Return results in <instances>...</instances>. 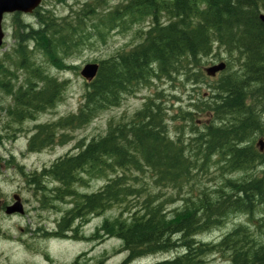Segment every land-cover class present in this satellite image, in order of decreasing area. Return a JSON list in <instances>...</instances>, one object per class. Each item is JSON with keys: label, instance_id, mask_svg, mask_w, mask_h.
Wrapping results in <instances>:
<instances>
[{"label": "trees", "instance_id": "1", "mask_svg": "<svg viewBox=\"0 0 264 264\" xmlns=\"http://www.w3.org/2000/svg\"><path fill=\"white\" fill-rule=\"evenodd\" d=\"M259 2L129 0L118 10L103 13L90 26L88 19L97 15L101 4L94 1L86 3L74 17L60 19L54 15L51 21L27 31L20 26L25 31L18 35L15 54L17 68L25 71V81L15 93L10 112L23 121L55 106L66 85L36 62L29 42L44 54L46 62L63 68L72 50L94 31L102 36L126 15L132 16V21L151 18L143 42L100 61L96 77L86 82L87 90L76 113L35 127L28 146L32 152L63 142L66 136L60 130L85 126L100 111L118 105L123 94L155 78L173 81L184 76L198 81L202 59L213 53L215 44L243 62L236 69L227 63L211 85L209 101L203 106L206 122L202 129L191 132L189 140L174 139L169 133V110L159 92L128 121L111 123L104 135L79 142L77 152L26 174L28 183L37 190L46 191L49 181L56 184L43 204L66 198L72 201L51 235L73 237L76 221L88 222L92 215L119 205L123 213L106 218L92 239L121 240L127 253L121 264L176 249L180 253L173 259L156 264H201L208 255L217 253H227L230 264H264V240L258 238V232L264 233L260 230L264 227V150L258 145L264 139V22L259 18ZM160 11L169 16L168 22ZM0 75L3 80L15 77L8 67L0 69ZM0 87L7 93L12 89L9 83H0ZM184 114L186 118L193 115ZM211 164H219L222 173L243 175H230L215 191L200 190L196 198L186 197L183 208L169 212L166 200L154 189L185 185ZM139 173H150L153 186L135 176ZM109 175L95 192L82 193L76 187ZM235 213L258 214L259 225L238 224L218 242L197 238Z\"/></svg>", "mask_w": 264, "mask_h": 264}, {"label": "rangeland", "instance_id": "2", "mask_svg": "<svg viewBox=\"0 0 264 264\" xmlns=\"http://www.w3.org/2000/svg\"><path fill=\"white\" fill-rule=\"evenodd\" d=\"M60 1L54 0L53 7L54 15L60 19L74 17L76 12L84 8L88 2L101 3L97 9V15L88 19V25L91 26L101 19L100 15L110 10L115 11L125 0ZM259 8L260 12L264 13V0H260ZM162 19L165 22L169 21L165 17ZM132 20L131 17L121 19L112 29H105L102 36L98 31H94L92 37L82 43L79 42L78 46L72 50V53L65 59L67 66L63 68H57L46 62L44 54L36 51L34 44L29 42L28 48L35 52L33 55L36 62L44 64L47 71L59 80L66 81L62 96L55 106L36 114L34 118L29 117L23 121H16L15 116L9 112L10 107H14V103H11L9 94L0 88V134L2 135H0V199L10 202L14 200V194H20V196L21 193L28 194L27 197L21 196L25 208L23 214H0V264H121L127 254L122 249L121 240L116 237H107L98 241L93 240L92 236L106 218L114 219L120 216L123 213L122 207L114 205L102 213L92 215L88 222L76 221V231L73 237L53 236L51 232L56 230L58 221L72 206V201L66 198L64 201L53 200L47 205L43 204V200L47 201V198L44 199L45 195L50 197V189H53L56 184L49 181L46 191L37 190L28 183L26 174L39 172L59 157L77 152L79 142H88L92 138L104 135L111 123L128 121L135 112L143 108L148 98L156 96L159 92L169 110V133L174 139L181 137L189 140L191 132L202 129L206 122L207 113L203 111V106L206 107L204 103L209 101L208 94L212 91L211 85L221 74L211 77L205 69L223 61L230 63L232 68L241 67V62L239 63L235 57H232L226 48L215 44L213 53L202 59L198 69L200 71L197 70L199 72L198 81L191 82L184 76H176L175 81L155 78L150 83L139 85L136 91L123 94L118 105L100 111L85 126L60 130V133H65L66 136L63 142L58 141L39 152L29 151V140L37 125L58 121L79 110L87 90L86 80L81 75V70L87 63L111 58L124 52L122 50H129L143 42L150 28L151 18ZM23 21L33 24V28L38 27L35 20L24 19ZM19 22L26 24L13 19L3 24L5 37L0 50V64L10 68L15 74V77H12L14 79L11 80L12 83L23 85L25 71L17 68L18 56L15 54L18 35L25 31L20 30ZM184 112H192V118H186ZM261 137L264 138L263 135ZM230 175L236 178L243 174L222 173L219 164H211L186 181L185 185L178 188L156 187L154 191L161 193L162 199L166 200L164 202L169 212H172L186 205V197L196 198L200 190L215 191ZM111 176L96 177L91 179L88 185H77L76 187L82 193L95 192ZM135 176L153 186L150 173H139ZM124 217H127V213H124ZM260 218L258 214L256 217L242 213L231 214L222 224L201 233L197 238L206 242H218L238 224L259 225L257 222ZM252 229L257 228L252 226ZM260 230L264 231V227ZM258 238L264 240V233L258 232ZM177 253H180V249L141 257L130 264H156L162 260L173 259ZM228 256L227 253L210 254L201 264H230Z\"/></svg>", "mask_w": 264, "mask_h": 264}, {"label": "flooded vegetation", "instance_id": "3", "mask_svg": "<svg viewBox=\"0 0 264 264\" xmlns=\"http://www.w3.org/2000/svg\"><path fill=\"white\" fill-rule=\"evenodd\" d=\"M0 2H1V0H0ZM60 2H62V0ZM128 2H129V0H125L123 3H128ZM122 4H120L118 7L121 8L123 6ZM53 7H54V0H38L35 7L30 11L26 12V11L16 10V11H11V12H3V9H2L1 4H0V15L2 14V19H1L2 29L4 30V28H3L4 22L8 21L9 19H13L14 21H21V22H24L23 21L24 19H32V20H35V22L37 23V26H40V24L42 22H46L49 20L51 21L53 19V17H54ZM162 16L165 18H169V16L167 14H164V13L162 14ZM126 17H132V16H129V15L124 16V18H126ZM24 23H26V22H24ZM19 25L24 26L26 30L27 29L30 30L31 28L34 27V25L30 24V23L21 24L19 22ZM37 28H35V29H37ZM131 49H129V50H131ZM129 50H122V51H129ZM5 67L6 66L0 64V69L5 70ZM11 80H14V79L11 78L10 80H5V79L3 80L1 75H0V83H2V84L3 83H6V84L9 83V86H11V88H12L8 94L11 97V103H14V106H15V98H16L15 93L21 89V85L16 84V83L14 84V83H12ZM10 111L11 110L9 109V112ZM15 113L19 114L20 111L16 110ZM11 114L14 115L13 113H11ZM16 121H22V120H18V118H17ZM29 144H30V142H29ZM13 198H14V196H13ZM0 201H1L0 202V208H1L0 214L4 213L5 210L7 209V207L9 205H11L12 203H14V200H12L10 202H4L3 200L0 199ZM21 201H22V203H24L22 197H21Z\"/></svg>", "mask_w": 264, "mask_h": 264}, {"label": "water", "instance_id": "4", "mask_svg": "<svg viewBox=\"0 0 264 264\" xmlns=\"http://www.w3.org/2000/svg\"><path fill=\"white\" fill-rule=\"evenodd\" d=\"M38 0H1L0 4L3 9V12H11V11H30L32 10ZM2 14L0 15V47L3 44L4 32L2 29ZM260 19L264 22V13L260 14ZM226 68L225 62H220L218 64H214L210 67H207L205 70L209 76H215L218 72L223 71ZM99 70V64L96 62L87 63L83 69L81 70V75L87 80H93ZM258 145L261 150H264V140L260 139L258 141ZM15 202L9 205L5 211L6 214L11 215L15 213L23 214L25 212L24 206L21 201V197L19 195H15ZM1 210V208H0Z\"/></svg>", "mask_w": 264, "mask_h": 264}, {"label": "bare ground", "instance_id": "5", "mask_svg": "<svg viewBox=\"0 0 264 264\" xmlns=\"http://www.w3.org/2000/svg\"><path fill=\"white\" fill-rule=\"evenodd\" d=\"M262 2H263V1H262ZM261 4H262V3H261ZM151 6H152V5H151ZM260 7H261V6H260ZM259 9H260V8H259ZM260 11H261V10H260ZM160 13L162 14L161 11H160ZM161 14H160V15H161ZM170 16H171V15H170ZM180 16H181V15H180ZM172 19H173V18H172ZM172 19H171V20H172ZM174 19H175V18H174ZM174 19H173V20H174ZM174 21H175V20H174ZM233 25H234V24H233ZM25 30H26V29H25ZM27 30H28V29H27ZM27 30H26V31H27ZM221 36H222V35H221ZM216 39H217V38H216ZM244 39H245V38H244ZM219 41H220V40H219ZM145 42H146V41H145ZM233 50H234V49H233ZM248 50H249V49H248ZM234 52H235V51H234ZM243 52H244V51H243ZM245 52H246V51H245ZM246 53H247V52H246ZM231 54H232V53H231ZM235 57H236V56H235ZM241 57H242V56H241ZM241 60H242V59H241ZM240 62H241V61H240ZM240 62H239V63H240ZM242 63H243V62H241V64H242ZM233 64H234V62H233ZM239 68H240V67H239ZM177 80H178V79H177ZM177 80H176V81H177ZM174 81H175V80H174ZM191 82H192V81H191ZM197 85H198V84H197ZM195 87H196V86H195ZM254 90H255V89H254ZM257 91H258V90H257ZM259 104H260V103H259ZM42 107H43V106H42ZM42 107H41V108H42ZM44 108H45V107H43V109H44ZM33 110H34V109H33ZM39 110H40V108H39ZM36 111H37V110H36ZM29 115H30V114H29ZM251 120H252V119H251ZM240 121H241V120H240ZM245 123H247V122H245ZM238 127H239V126H238ZM243 133H244V132H243ZM238 134H239V133H238ZM217 136H218V135H217ZM258 137H259V136H258ZM259 138H260V137H259ZM261 138H262V137H261ZM207 155H208V154H207ZM211 159H212V158H211ZM247 160H248V159H247ZM83 169H85V168H83ZM31 173H32V172H31ZM78 173H79V171H78ZM148 256H149V255H148ZM140 258H141V257H140Z\"/></svg>", "mask_w": 264, "mask_h": 264}, {"label": "clouds", "instance_id": "6", "mask_svg": "<svg viewBox=\"0 0 264 264\" xmlns=\"http://www.w3.org/2000/svg\"><path fill=\"white\" fill-rule=\"evenodd\" d=\"M14 191H15V189H13ZM27 193H21V196H23V197H27Z\"/></svg>", "mask_w": 264, "mask_h": 264}]
</instances>
